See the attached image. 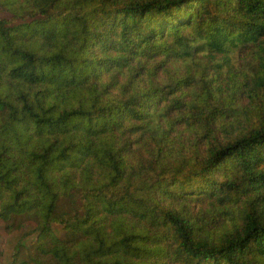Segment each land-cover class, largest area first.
Wrapping results in <instances>:
<instances>
[{"label": "trees", "instance_id": "16d2710c", "mask_svg": "<svg viewBox=\"0 0 264 264\" xmlns=\"http://www.w3.org/2000/svg\"><path fill=\"white\" fill-rule=\"evenodd\" d=\"M24 217L14 264H264V0H0Z\"/></svg>", "mask_w": 264, "mask_h": 264}, {"label": "rangeland", "instance_id": "374dc122", "mask_svg": "<svg viewBox=\"0 0 264 264\" xmlns=\"http://www.w3.org/2000/svg\"><path fill=\"white\" fill-rule=\"evenodd\" d=\"M36 223L32 217L18 219L12 225L0 219V264H14V260L20 256L16 252L18 244L29 246L35 241L37 233L33 229ZM53 230L58 234L62 232L61 228L55 225Z\"/></svg>", "mask_w": 264, "mask_h": 264}]
</instances>
